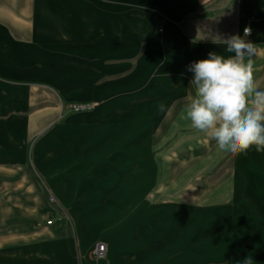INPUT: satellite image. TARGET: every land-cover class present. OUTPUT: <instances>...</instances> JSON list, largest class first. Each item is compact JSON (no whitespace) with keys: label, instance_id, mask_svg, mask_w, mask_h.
Returning a JSON list of instances; mask_svg holds the SVG:
<instances>
[{"label":"crops","instance_id":"0c3cea01","mask_svg":"<svg viewBox=\"0 0 264 264\" xmlns=\"http://www.w3.org/2000/svg\"><path fill=\"white\" fill-rule=\"evenodd\" d=\"M134 1L152 4L157 0ZM208 1L167 0L164 8L173 20ZM116 8L95 0H0V181L11 175L9 169L24 171L16 193L4 197L11 193L7 190L1 195L0 218L9 215L21 226L13 231L15 234L9 233L14 239L8 240V251L0 253V264H150L169 253L172 258L180 251L182 254L175 255L178 262L173 264H205L231 251L236 254L229 264H247L248 259L253 264H264V150L253 148L236 155L233 168L209 185L207 175L229 153L221 151L206 135L179 136L166 150V178L160 184L171 198L158 212L163 217L152 216L149 222V210L139 207L130 212L128 206L131 201H141L153 181L154 166L149 164L152 168L144 174L146 178L139 175L148 165L141 164L140 158L133 160L127 148L112 150V140L124 138L122 134L118 139L113 136V129L109 128L96 142L95 131L87 135L80 131L78 125H96L99 129L100 124H111L105 118L106 106L99 105L86 113L72 109L65 113L64 94L48 86L75 72L68 66L65 69L62 63L52 65L69 42L79 47L77 43L81 41L94 42L101 37L155 36L151 14L140 12L133 16L127 8ZM239 9L237 26H250L255 34L248 39L257 46V55L252 58L254 79L264 90V0H241ZM175 33L173 26L166 23L158 41L170 44ZM171 48H166L165 53L170 55ZM224 49L205 47V53L194 55H226ZM84 70L88 72V68ZM192 76L193 73L184 83L181 96L167 100V110L157 123H191L184 107L193 94L189 83ZM78 87L91 92L68 90L66 97L73 103L102 99L88 81L83 80ZM114 124L125 123L120 120ZM50 126L53 129L47 130ZM196 149L201 151V158L177 162L181 155ZM25 171H38L44 182L31 185L33 181ZM127 171L133 174H125ZM45 183L54 202L48 197ZM115 187L117 191L112 190ZM228 200L231 203L220 208ZM180 204H187V214L176 219ZM197 211L215 218L216 234L203 236L202 246L190 250L196 224L214 223L211 217L197 219ZM127 212L128 216L124 214ZM228 219L230 225L223 224ZM50 220L53 222L48 225ZM166 229L169 235L160 243L150 241ZM243 235L245 238L233 243L235 237ZM229 239H233L232 245ZM101 242L107 246L106 255L95 259L92 251Z\"/></svg>","mask_w":264,"mask_h":264},{"label":"rangeland","instance_id":"374dc122","mask_svg":"<svg viewBox=\"0 0 264 264\" xmlns=\"http://www.w3.org/2000/svg\"><path fill=\"white\" fill-rule=\"evenodd\" d=\"M95 1H98L103 6H108V8L122 6L127 8L133 16L140 12L151 14L155 21V36L150 38L101 37L95 40L92 39L94 42H91V40L81 41L77 43L79 47H75V43L69 42L65 44L66 46L64 45L65 47L63 50H60L63 53L53 60L52 65L55 63H62L65 69H67L68 66L71 71L74 69L75 72L65 75L63 77L64 82L62 80L50 82L48 86L64 94L65 102L63 110L65 113L71 109V103H73L72 100L66 97L68 90L73 92H91V89L78 87L83 80L88 81L89 85L93 84V92L98 90L97 93L102 96V99H100V101L93 100L86 102L91 108L87 111L78 113L91 112L99 105H104L107 109L105 118L110 121L111 124H100L101 128L99 129L96 128V125H78L79 129L80 131H85V135L95 131V142L100 138L103 139L104 134L109 131V128L111 131L113 129V136L118 139L122 134L125 139L122 138L120 141L113 139L111 142L112 150L116 148H127L128 153H132L133 160L140 158L139 162L141 164L148 165L143 171H139V175L143 176L151 170L152 167H150L149 164L154 166L152 170L154 174L153 181L150 187L145 190V193L142 194L141 201H131L128 206L130 207V212L136 211L139 207H145L146 210H149L147 218L150 222L152 221L150 219L152 216L158 215L159 217H163V214L158 212L166 206V203L169 202L171 198L170 193L166 191V187L160 185L161 181L166 178V170L163 168V163L166 162L165 160L167 159L166 150L172 147L179 136H192L197 134V137H199L200 134L205 135L203 132L194 129L191 123H157V120L165 114L164 112L167 110V100H171L177 95L181 96L184 93L183 85L187 83L189 75L192 73L188 70V66L195 61L208 58V55L207 57L201 56L205 53V47L224 48L225 46L223 44L213 42L216 37H228L234 34L243 36V30L247 25L237 26L240 15L239 3L241 0H209L207 3L201 5L199 9L185 11L183 15L173 20L170 19L167 10L164 8V4L168 3L167 0H157L152 4L140 3L134 0ZM166 23H170V25L173 26L176 32L175 35H177L172 38L173 41H171L170 44L158 41L159 35H162L164 32ZM253 36H255V34L251 31V35L248 36L247 39L253 38ZM185 40H187V42ZM168 47H172L171 50H169L171 52L170 55L165 53ZM196 47L199 48L197 49ZM194 54L201 55L196 57ZM51 62L49 64H51ZM85 67L88 68V72L84 70ZM78 81L81 82L79 83ZM62 82L63 85L60 84ZM50 104L49 102L47 105ZM120 117L121 119H119ZM137 118H142L143 120H136ZM120 120L125 123L123 126L114 124L118 123ZM78 126L76 125V127ZM102 127H106V129H102ZM52 129L53 128L50 126L47 130ZM91 129H93V131ZM200 139L201 138L197 140L198 144ZM188 141L192 142L191 139ZM140 150L141 155L135 157V153ZM187 158H192L193 160L201 158V151L196 149L193 150L191 154L181 155L177 162H182ZM235 162L236 156L229 154L216 170L207 175V184L213 185L217 180L223 177L228 170L233 168ZM7 172L11 175H5L0 181V199L2 198L1 195L7 190L11 193L4 197L13 196L16 193L15 188L18 186L22 175H24L23 169L14 170L13 168L9 169ZM125 174H133V171H127ZM26 175L29 180L33 181L32 183L30 182L31 185L39 184V181L44 182L43 177L38 171L26 172ZM144 176L146 178V175ZM197 176H199V173L194 177ZM117 179H119V177H117ZM46 186L49 192L48 197L51 202H54V195L50 187H48V184H46ZM112 190L117 191L118 188L115 187ZM39 193L40 189H38V194ZM230 203L231 201L228 200L221 205L220 208H226ZM7 205L15 209V205L11 203ZM178 208V212L175 216L176 219L187 214V204H180ZM194 211L196 214V210ZM128 212L124 214L128 216ZM197 212V216H200L196 217L197 219L201 217H211L201 211ZM213 219L214 223L210 222L202 226L199 225L200 223L196 224L193 233H191V244L193 246L190 250L198 249L199 246H202L201 238L203 236H207L211 233H213V235L216 234L214 227L216 226V220L215 218ZM226 222L230 225L231 219L227 221L224 220L223 224H227ZM154 225L156 224L154 223ZM20 226L21 223L17 220H13L9 215L8 217L0 218V253L8 251V240L14 239V235L10 237L9 233L15 234L13 231H16ZM197 232L200 233L197 234ZM168 235L169 232L166 229L161 236L155 237L154 235L151 237L150 241L153 242V244H157L161 242L162 238ZM230 238H232V236H230ZM243 238H245V235L235 237L234 242L233 239H229L228 243L232 245ZM235 250H238V248H235ZM181 252L182 251L174 253L172 258L171 253H169L168 256L164 258L161 257V259L158 258L150 264L177 263L178 260H175L177 257L175 255L178 253L180 255L182 254ZM235 254L236 252L231 251L222 256L221 259H215L216 261L206 259L207 262H205V264H208L210 261H212L210 262L211 264H223L224 262L225 264H229Z\"/></svg>","mask_w":264,"mask_h":264},{"label":"clouds","instance_id":"9594fccd","mask_svg":"<svg viewBox=\"0 0 264 264\" xmlns=\"http://www.w3.org/2000/svg\"><path fill=\"white\" fill-rule=\"evenodd\" d=\"M251 31L246 26L243 36L216 37L213 42L223 44L227 54L210 52L188 66L193 94L184 107L185 117L232 156L264 150V90L254 79L257 46L247 39Z\"/></svg>","mask_w":264,"mask_h":264},{"label":"built area","instance_id":"2783aa9c","mask_svg":"<svg viewBox=\"0 0 264 264\" xmlns=\"http://www.w3.org/2000/svg\"><path fill=\"white\" fill-rule=\"evenodd\" d=\"M91 107L86 103H71V109L74 112H83L89 110ZM53 220L47 221V224H52ZM107 252V246L105 243H98L92 251V255L95 259H100L105 257Z\"/></svg>","mask_w":264,"mask_h":264}]
</instances>
